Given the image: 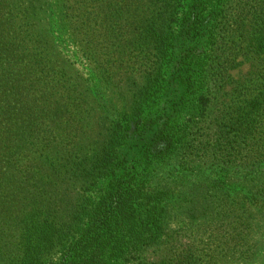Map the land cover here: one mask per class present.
Segmentation results:
<instances>
[{
	"label": "trees",
	"instance_id": "1",
	"mask_svg": "<svg viewBox=\"0 0 264 264\" xmlns=\"http://www.w3.org/2000/svg\"><path fill=\"white\" fill-rule=\"evenodd\" d=\"M105 2V22L117 12L112 31L127 36L118 50L139 49L152 61L121 107L108 60L97 65L84 47L70 0H0V190L28 192L53 183V174L86 172L68 221L31 206L15 220L10 254L0 234V264H202L189 245L157 261L147 253L175 246L177 231L210 229L216 218L225 233L209 238L218 247L210 263L264 264V0H153L148 17L133 0ZM77 61L84 81L54 100L64 78L55 62L68 74ZM40 85L44 104L35 108L73 139L62 156L16 168L12 156L26 134L16 119L35 113L31 95ZM92 96L103 101L104 136L79 156L85 147L76 140L90 117L82 104Z\"/></svg>",
	"mask_w": 264,
	"mask_h": 264
},
{
	"label": "rangeland",
	"instance_id": "2",
	"mask_svg": "<svg viewBox=\"0 0 264 264\" xmlns=\"http://www.w3.org/2000/svg\"><path fill=\"white\" fill-rule=\"evenodd\" d=\"M117 2L121 0H115ZM127 1V0H126ZM135 3L141 6L142 14L138 12L140 16L148 17V14L154 10L153 0H133ZM75 6V15L72 22L74 26L78 27V30L83 32L82 42L84 47L90 48L91 53L95 55L97 59V65H102L108 60L110 70L112 74L110 87L113 92L116 91L115 97L113 98L115 105L121 107L125 105V95H133L138 92L139 88L143 86L145 76L142 70L145 66L152 64L151 59L147 58L143 52L139 49L118 50L122 47H126V38L120 31L116 33L112 31L111 20L118 21V13L110 14L108 18L110 21L105 22L106 15L108 14V7L102 4L106 3L105 0H70ZM124 3V2H123ZM93 18L91 20V18ZM76 22V23H75ZM85 22V23H84ZM114 26V24H112ZM127 35V32H126ZM63 56V55H62ZM61 56V57H62ZM57 72H61L58 76L60 78L63 75L62 89L57 88L51 92H56L54 100L58 95L63 94L71 84H77L79 81H84L83 78L86 76V72L83 71L81 63L76 62L72 66V70L65 74L63 72V65L57 64ZM69 67L67 63H65ZM135 64V65H134ZM45 67V63L43 64ZM134 67L136 68L134 70ZM249 69L248 65L242 67V71L237 70L235 73L241 75L246 73ZM48 70V69H46ZM81 71L80 75L83 77H77V72ZM55 72H51V78H44L41 83L53 86L54 82L52 78ZM72 74V75H71ZM73 76V78H72ZM58 78V77H56ZM36 78L34 80H37ZM41 79V78H40ZM42 85V84H41ZM37 86L35 92L31 95V100L34 104L30 105L31 108H35L37 105L42 106L44 103L41 98H45L42 95L43 91L37 92L40 89ZM58 93V94H57ZM111 94V93H110ZM67 92H65V96ZM40 97V98H39ZM89 104H82L83 108L87 110V114H90L89 121L87 118H83L81 122L87 120L89 124L84 126L81 130L80 137H77L80 145L79 147H85L83 150L76 149L79 156L84 154L92 153L95 148V141L103 139L104 132L102 131V122L105 115L103 110V101L96 99L93 101V96L89 97ZM19 106V105H18ZM77 109V107H73ZM82 108V107H81ZM42 108H35L34 114L27 116L17 117L16 124L19 127H24L26 132L24 141L20 140L19 147L12 156V163L17 166L16 168H25L29 165L33 158H37V163L40 162L46 154H50L52 158H56L57 154L60 153L62 156L66 144L72 141V137L69 138V134H62V130L58 128L46 125L48 118L42 117ZM29 113V112H28ZM57 121V119H56ZM35 122L39 123V129L34 131L33 125ZM41 123V124H40ZM54 126H58L52 121ZM31 126V128H30ZM22 175V174H19ZM25 175V174H24ZM86 172L85 167L82 166L80 169H75L73 172L61 175L53 174V183H43L32 187L30 191H18L13 186H4L0 190V225L2 226L1 236L5 242V251L9 250L14 243L15 238V220L22 218L35 206L42 208V216L55 220V222L68 221L70 207H76L81 204V193L83 189V183ZM71 178V179H70ZM36 180H32L34 182ZM32 206V207H31ZM31 207L29 210L27 208ZM67 208V209H66ZM219 219L216 218L211 224V228L206 230L202 228L200 231H177L174 237L177 238V242L170 244L169 246H163L161 248H154L149 250L147 253L151 260H160L168 249L176 248L178 251L184 249L186 245H189L191 250H196L202 254L200 261L202 264H212L209 262L210 258L208 255L212 253L210 250H214L217 247V241L215 244H210L209 238L216 240L218 237L225 233L224 225ZM201 227V226H200ZM8 254L9 251H7ZM205 254V255H204ZM260 261L257 264H261Z\"/></svg>",
	"mask_w": 264,
	"mask_h": 264
}]
</instances>
